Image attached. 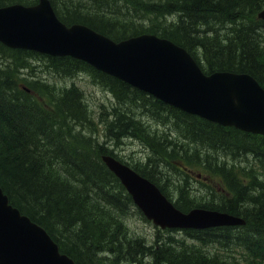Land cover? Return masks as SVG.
<instances>
[{
	"label": "trees",
	"instance_id": "1",
	"mask_svg": "<svg viewBox=\"0 0 264 264\" xmlns=\"http://www.w3.org/2000/svg\"><path fill=\"white\" fill-rule=\"evenodd\" d=\"M49 1L64 24L115 41L154 34L183 47L205 74L248 73L264 88L256 17L264 0ZM83 74L111 96L98 120L102 141L83 91L57 83ZM124 139L149 151L132 168L178 209L223 211L245 224L184 231L190 241L176 230H158L151 243L132 234L126 220L140 213L100 160ZM186 163L217 178L223 193L195 189ZM0 187L76 264H264V137L185 114L70 57L0 44Z\"/></svg>",
	"mask_w": 264,
	"mask_h": 264
},
{
	"label": "water",
	"instance_id": "2",
	"mask_svg": "<svg viewBox=\"0 0 264 264\" xmlns=\"http://www.w3.org/2000/svg\"><path fill=\"white\" fill-rule=\"evenodd\" d=\"M264 20V9L258 13ZM0 42L52 56H71L188 113L264 136V90L247 74L205 76L181 47L143 34L119 42L83 25L65 26L48 0L0 8ZM143 216L161 228L243 224L202 209L177 210L155 187L111 157H102ZM0 264H75L47 233L8 203L0 188Z\"/></svg>",
	"mask_w": 264,
	"mask_h": 264
},
{
	"label": "rangeland",
	"instance_id": "3",
	"mask_svg": "<svg viewBox=\"0 0 264 264\" xmlns=\"http://www.w3.org/2000/svg\"><path fill=\"white\" fill-rule=\"evenodd\" d=\"M57 83L59 85H70L71 83L77 85L83 91L86 103L95 121H97L95 118L100 116L102 110L101 106H109V104L112 103L111 97L100 86L93 84L86 75L78 76L74 79L57 80ZM116 152L126 161L135 162L138 161V158H140L139 156L143 154V148L137 142L127 140ZM196 173L197 171H194L192 175L193 183ZM199 182H201V180L198 181V183L196 182L195 185L201 187ZM202 183L206 182L202 180ZM127 223L132 234L145 238L149 243L152 242L157 229L151 223L145 221L136 214L129 217Z\"/></svg>",
	"mask_w": 264,
	"mask_h": 264
},
{
	"label": "bare ground",
	"instance_id": "4",
	"mask_svg": "<svg viewBox=\"0 0 264 264\" xmlns=\"http://www.w3.org/2000/svg\"><path fill=\"white\" fill-rule=\"evenodd\" d=\"M71 85H74L73 83H71L69 86H71ZM75 86V85H74ZM76 87V86H75ZM102 108V110L101 111H104L105 110V107L104 106H101ZM104 108V109H103ZM101 113V112H100Z\"/></svg>",
	"mask_w": 264,
	"mask_h": 264
}]
</instances>
